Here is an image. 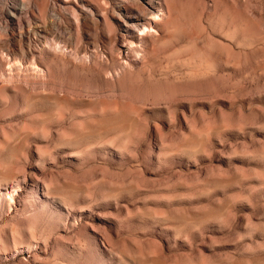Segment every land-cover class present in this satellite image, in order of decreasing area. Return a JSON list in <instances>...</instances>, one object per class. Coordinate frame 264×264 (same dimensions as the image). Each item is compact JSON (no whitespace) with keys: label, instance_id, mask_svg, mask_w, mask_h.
Instances as JSON below:
<instances>
[{"label":"rangeland","instance_id":"obj_1","mask_svg":"<svg viewBox=\"0 0 264 264\" xmlns=\"http://www.w3.org/2000/svg\"><path fill=\"white\" fill-rule=\"evenodd\" d=\"M67 1L0 17V264H264V0L132 5L131 38Z\"/></svg>","mask_w":264,"mask_h":264},{"label":"bare ground","instance_id":"obj_2","mask_svg":"<svg viewBox=\"0 0 264 264\" xmlns=\"http://www.w3.org/2000/svg\"><path fill=\"white\" fill-rule=\"evenodd\" d=\"M38 0H23L22 1V5L20 8L16 6V4H12L14 6H9V5H6V7H3L1 8L0 10V17H2L5 21V25L7 27H10L11 28L13 27L15 29L16 26L20 25V23L22 24V20L24 19V16H30L28 15V13L26 14V10L24 11V9H27V8H35V9H39L40 10V6L37 2ZM59 1V0H58ZM62 1V0H61ZM65 2V5L63 7V9L65 10L64 12H66V15L69 14V11H67V7L69 6L70 7V4L67 6V3L66 1L67 0H64ZM95 1V0H94ZM99 1V0H98ZM101 1H99V5L101 6ZM104 1V0H103ZM106 1V0H105ZM108 1V0H107ZM106 1V2H107ZM120 0H109L108 3L112 5L113 7V12L116 13L114 15H117L118 18H120L122 20V24H120L123 28V33L125 34V36L131 38V36H134L136 35L137 31H142L144 29H146L147 27H150L152 28L153 25L151 23V21L149 20V22L145 21V19H143L141 16H137L136 13H134L133 9L134 7H132V5H136V7H138V10H147V9H151V10H155V11H158V7L155 6V3L153 2V0H125L124 3H120L119 2ZM130 2L127 3V2ZM12 2V1H11ZM13 2H17V0H13ZM68 2V1H67ZM122 2V1H121ZM75 3H76V6H75V9L77 10H80L83 14H96V12L94 13V9H93V6L91 5L92 3H90V0H75ZM127 3V4H126ZM157 3V2H156ZM18 4V3H17ZM60 3H57L56 0H47L46 1V4L44 3L45 5V8H44V12L41 11L43 10V8L40 10V12H42L41 14H45V16L47 17V19L49 20V24L51 25L52 24H60V18H58V11H57V6L59 5ZM98 4V3H97ZM96 6V7H99L100 9V6ZM71 7H73L71 5ZM107 7V6H106ZM109 7V6H108ZM135 7V8H136ZM59 9L61 8V4H60V7H58ZM153 8V9H152ZM62 9V10H63ZM97 9V8H96ZM76 10V11H77ZM137 10V9H135ZM148 11V10H147ZM63 12V14H65ZM68 12V14H67ZM79 12V11H78ZM89 12V13H88ZM139 12V11H138ZM145 12V11H144ZM149 12V11H148ZM58 13V15H57ZM140 13V12H139ZM155 15L157 12H154ZM98 14V13H97ZM102 15V14H101ZM99 16V15H98ZM45 17V19H46ZM60 17V16H59ZM85 17V16H84ZM27 18V17H26ZM35 18L37 19L38 17L35 16ZM93 18H95L93 16ZM2 19V21H3ZM99 19V18H98ZM46 20V23H48ZM85 20H86V17H85ZM100 20V19H99ZM1 21V22H2ZM28 21V20H27ZM3 23V22H2ZM45 23V24H46ZM99 23V22H98ZM98 23H96L98 25ZM4 24V23H3ZM44 24V26H45ZM31 25V24H30ZM29 25V26H30ZM35 25V24H34ZM38 28L41 26L39 24H37ZM53 26V25H51ZM57 26V25H56ZM64 26V25H63ZM62 26V27H63ZM59 27V26H58ZM60 27H61V24H60ZM68 27V26H67ZM5 28V27H4ZM33 28V27H32ZM35 29V28H34ZM10 30V29H9ZM32 30V29H31ZM38 30V29H37ZM36 30V32H37ZM44 30V28H43ZM41 29V31H43ZM15 31V30H14ZM39 32V31H38ZM46 33V31H45ZM39 34V33H38ZM43 34V33H41ZM134 42V41H133Z\"/></svg>","mask_w":264,"mask_h":264}]
</instances>
